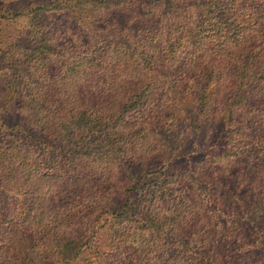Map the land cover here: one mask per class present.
<instances>
[{"label":"trees","instance_id":"16d2710c","mask_svg":"<svg viewBox=\"0 0 264 264\" xmlns=\"http://www.w3.org/2000/svg\"><path fill=\"white\" fill-rule=\"evenodd\" d=\"M0 36V264L264 262V0H0Z\"/></svg>","mask_w":264,"mask_h":264},{"label":"rangeland","instance_id":"374dc122","mask_svg":"<svg viewBox=\"0 0 264 264\" xmlns=\"http://www.w3.org/2000/svg\"><path fill=\"white\" fill-rule=\"evenodd\" d=\"M12 28V29H11ZM9 29H11V33H12V30H13V33H14V30H18V29H15V28H13V27H10ZM1 37V36H0ZM261 264H264V262L263 263H261Z\"/></svg>","mask_w":264,"mask_h":264}]
</instances>
